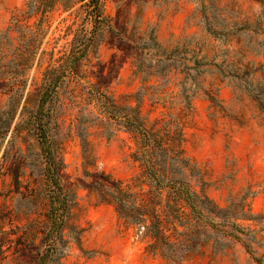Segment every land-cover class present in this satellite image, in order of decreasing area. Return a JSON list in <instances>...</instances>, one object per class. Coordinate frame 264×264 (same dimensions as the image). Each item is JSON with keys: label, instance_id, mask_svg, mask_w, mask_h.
<instances>
[{"label": "rangeland", "instance_id": "rangeland-1", "mask_svg": "<svg viewBox=\"0 0 264 264\" xmlns=\"http://www.w3.org/2000/svg\"><path fill=\"white\" fill-rule=\"evenodd\" d=\"M151 59L171 65L167 79L141 75ZM103 96L140 105L146 126L169 123L175 140L181 125L193 189L203 182L221 209L255 216L232 220L240 239L181 264H264V0H0V264H43L50 160L64 163L53 177L75 197L54 264H171L98 194L104 177L145 199L148 190L133 136L95 124Z\"/></svg>", "mask_w": 264, "mask_h": 264}, {"label": "trees", "instance_id": "trees-1", "mask_svg": "<svg viewBox=\"0 0 264 264\" xmlns=\"http://www.w3.org/2000/svg\"><path fill=\"white\" fill-rule=\"evenodd\" d=\"M171 55L167 54L165 59H169ZM165 62L166 60L159 59L153 64L151 59L148 66L141 65L138 71L145 79L155 76L167 79L173 69ZM190 72L191 69L188 76L192 77ZM195 96L194 92L185 98L188 109L192 107ZM103 99L105 101H101L103 102L101 106L105 119L97 117L95 124L105 127L108 135L113 134L110 131V127L113 126L133 136L137 146L133 158L141 168L137 182L140 186L146 185L148 190L145 191L147 195L145 199L141 197V193H132L131 188H123L121 182L104 177L110 186L104 185L98 189V194L104 202L115 206L126 224L138 226L142 233L152 240L148 246L151 253L160 254L171 264H181L188 255L201 252L209 242L223 249L224 240L240 239L241 235L247 234L246 229L236 225L232 220L254 219L251 211L242 210L239 217L232 212V206L221 209L206 194L203 182L200 191L193 189L188 173L192 172L194 163L185 155L181 125L175 121L171 125L178 136L175 140L170 135L169 123L165 124L163 129H157L155 125L147 127L140 105L120 106L113 96H103ZM84 124L81 122L78 134L82 140L87 165L90 154L87 151L88 133ZM38 128L39 144L43 148L47 145L52 146L54 137L48 134V128ZM5 135L4 133L2 138ZM64 166V163L57 166L55 160H50L45 168L48 176L45 180V193L50 209L47 213L45 248L40 255L43 264L61 262L65 256L66 241L63 233L75 197L64 190L59 178L53 177L55 173H60ZM168 231L173 234L166 235Z\"/></svg>", "mask_w": 264, "mask_h": 264}, {"label": "crops", "instance_id": "crops-1", "mask_svg": "<svg viewBox=\"0 0 264 264\" xmlns=\"http://www.w3.org/2000/svg\"><path fill=\"white\" fill-rule=\"evenodd\" d=\"M231 139L233 140V142H235L233 137Z\"/></svg>", "mask_w": 264, "mask_h": 264}]
</instances>
